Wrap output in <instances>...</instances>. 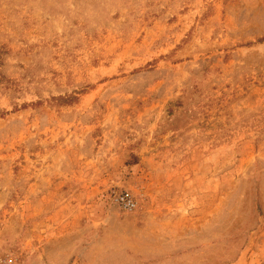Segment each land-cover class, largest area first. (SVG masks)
Here are the masks:
<instances>
[{"label": "rangeland", "instance_id": "rangeland-1", "mask_svg": "<svg viewBox=\"0 0 264 264\" xmlns=\"http://www.w3.org/2000/svg\"><path fill=\"white\" fill-rule=\"evenodd\" d=\"M0 264H264V0H0Z\"/></svg>", "mask_w": 264, "mask_h": 264}, {"label": "built area", "instance_id": "built-area-1", "mask_svg": "<svg viewBox=\"0 0 264 264\" xmlns=\"http://www.w3.org/2000/svg\"><path fill=\"white\" fill-rule=\"evenodd\" d=\"M116 201L125 209L132 210L136 205L137 201L130 193H123L116 197Z\"/></svg>", "mask_w": 264, "mask_h": 264}]
</instances>
